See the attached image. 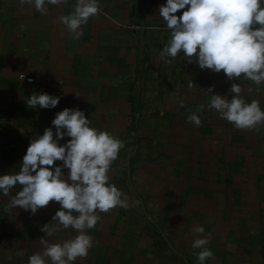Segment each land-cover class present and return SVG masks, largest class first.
<instances>
[{"label":"crops","instance_id":"obj_1","mask_svg":"<svg viewBox=\"0 0 264 264\" xmlns=\"http://www.w3.org/2000/svg\"><path fill=\"white\" fill-rule=\"evenodd\" d=\"M75 3L41 14L0 0V175L19 172L30 141L46 128L55 133L57 112L80 109L91 127L124 142L108 175L129 207L97 213L101 220L88 230L94 246L74 264H199L197 238L210 241L214 255L205 264H264V124L237 129L208 108L210 95L231 99L238 83L242 98L264 110V84L202 70L182 52L160 60L170 37L158 11L166 0H99L100 13L79 39L58 20ZM33 93L60 100L30 108ZM193 113L201 126L188 121ZM19 190L0 193V264H28L43 250L41 238L62 243L77 234L41 230L60 208L55 201L35 214L9 208Z\"/></svg>","mask_w":264,"mask_h":264},{"label":"clouds","instance_id":"obj_2","mask_svg":"<svg viewBox=\"0 0 264 264\" xmlns=\"http://www.w3.org/2000/svg\"><path fill=\"white\" fill-rule=\"evenodd\" d=\"M69 0H20V4L33 6L47 14L48 6L68 5ZM181 15H177L179 11ZM99 0H76L74 10L58 17L74 39L82 35V25L100 13ZM159 15L170 30L168 43L159 53L160 60L170 63L179 53L195 62L200 69L215 73L223 71L229 80L243 77L255 85L264 84V0H166L159 6ZM23 27V26H21ZM209 88L206 94L211 93ZM231 99L212 94L208 104L221 119L237 129L253 130L264 124V110L253 99L242 98V88L233 83ZM60 97L48 93H33L26 99L30 108H55ZM188 121L199 127L200 117L193 113ZM55 127L44 130L43 135L30 141L22 158L19 172L0 175V193L8 196L20 186L11 198L9 208H22L35 214L55 201L59 210L51 222L41 229L48 236L62 229H73L74 237L62 243H49L40 239L41 252L32 254L28 264H74L86 258L94 246L88 230L94 229L101 216L114 208L129 207L127 195L116 184L109 182V170L117 160L124 142L106 130L90 126V120L80 109L65 108L51 121ZM68 137L66 143L59 141ZM61 161L57 165L55 162ZM67 169V173L63 171ZM203 226L193 232L203 234ZM210 241L197 238L192 247L199 264H205L213 252L205 247Z\"/></svg>","mask_w":264,"mask_h":264},{"label":"built area","instance_id":"obj_3","mask_svg":"<svg viewBox=\"0 0 264 264\" xmlns=\"http://www.w3.org/2000/svg\"><path fill=\"white\" fill-rule=\"evenodd\" d=\"M182 11L183 10H181V11H179L178 13H177V15H181L182 14ZM20 78L22 79V80H26V81H28V82H34V77H29V76H27L26 74H24V73H22V74H20Z\"/></svg>","mask_w":264,"mask_h":264}]
</instances>
